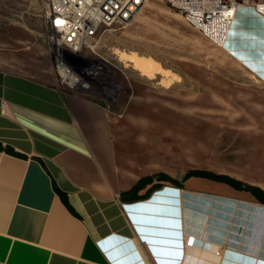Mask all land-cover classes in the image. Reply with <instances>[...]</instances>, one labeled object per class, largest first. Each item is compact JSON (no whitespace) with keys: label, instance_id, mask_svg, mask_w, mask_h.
Returning a JSON list of instances; mask_svg holds the SVG:
<instances>
[{"label":"crops","instance_id":"crops-1","mask_svg":"<svg viewBox=\"0 0 264 264\" xmlns=\"http://www.w3.org/2000/svg\"><path fill=\"white\" fill-rule=\"evenodd\" d=\"M225 49L264 89V18L239 7ZM0 142L21 154L0 150V264H264L250 192L166 182L123 201L158 172L121 159V116L56 78L0 68Z\"/></svg>","mask_w":264,"mask_h":264},{"label":"rangeland","instance_id":"rangeland-1","mask_svg":"<svg viewBox=\"0 0 264 264\" xmlns=\"http://www.w3.org/2000/svg\"><path fill=\"white\" fill-rule=\"evenodd\" d=\"M48 4L0 0V68L56 78ZM95 44L85 55L103 62L96 64L101 89L82 94L121 116V159L178 179L213 172L264 185V89L225 47L165 0H148L133 20L105 29ZM120 52L153 58L172 73L141 74L118 59ZM187 177L186 184H226Z\"/></svg>","mask_w":264,"mask_h":264},{"label":"built area","instance_id":"built-area-1","mask_svg":"<svg viewBox=\"0 0 264 264\" xmlns=\"http://www.w3.org/2000/svg\"><path fill=\"white\" fill-rule=\"evenodd\" d=\"M48 1L46 19L52 32L49 48L59 87L68 93L100 91L98 76L102 67L96 64L102 61L89 59L85 52H95V40L105 29L133 20L148 0ZM165 1L177 9L189 25L223 48L239 7H250L264 18V0Z\"/></svg>","mask_w":264,"mask_h":264},{"label":"trees","instance_id":"trees-1","mask_svg":"<svg viewBox=\"0 0 264 264\" xmlns=\"http://www.w3.org/2000/svg\"><path fill=\"white\" fill-rule=\"evenodd\" d=\"M0 150H5L6 152L16 155V156H21V154L17 152L15 149H13L12 147L10 146L4 147L1 142H0ZM189 175H197L199 177L203 176L206 178H210L212 180L224 182L238 190L250 192L257 199V201L264 204V189L261 188L260 186L245 183L229 175L217 174L213 172H191L189 171L187 173V176ZM187 176H184V178H182L181 180H178L176 178H173L167 173L159 172L152 176L142 177L130 190L124 191L121 193V199L123 201H134V200L145 199L149 197L154 190L160 188L166 182L172 183L173 185L180 187L183 185L184 179L188 178ZM147 186H150L147 189V191L143 194H140V190L146 188ZM55 188L57 192L59 193V195L61 196V198L63 199L64 203L69 208H71L67 194L61 191L56 186Z\"/></svg>","mask_w":264,"mask_h":264},{"label":"bare ground","instance_id":"bare-ground-1","mask_svg":"<svg viewBox=\"0 0 264 264\" xmlns=\"http://www.w3.org/2000/svg\"><path fill=\"white\" fill-rule=\"evenodd\" d=\"M117 56L121 62L124 64H132V66L139 70L141 74L147 76H154L155 73H160L161 75L167 77L172 73L170 70L163 68L162 65L155 59L143 56L139 53L131 54L128 52H120ZM169 79L167 80L168 83Z\"/></svg>","mask_w":264,"mask_h":264}]
</instances>
